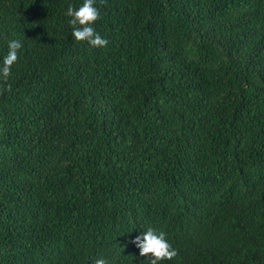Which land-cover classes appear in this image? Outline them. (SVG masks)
Masks as SVG:
<instances>
[{
    "label": "trees",
    "instance_id": "trees-1",
    "mask_svg": "<svg viewBox=\"0 0 264 264\" xmlns=\"http://www.w3.org/2000/svg\"><path fill=\"white\" fill-rule=\"evenodd\" d=\"M0 0V264H264V0Z\"/></svg>",
    "mask_w": 264,
    "mask_h": 264
},
{
    "label": "clouds",
    "instance_id": "clouds-1",
    "mask_svg": "<svg viewBox=\"0 0 264 264\" xmlns=\"http://www.w3.org/2000/svg\"><path fill=\"white\" fill-rule=\"evenodd\" d=\"M101 13L96 6V0H83L76 6L69 4L66 10V16L69 17L68 24L71 26V35L77 41L87 40L94 46H105L108 41L103 38L94 28V22L100 17ZM21 39L13 38L7 42L8 51L3 56L0 64V78L7 80L12 71V65L19 58V50L23 48ZM133 243L139 248V255L146 256L151 253V264H158L163 259H172L177 255V250L172 247L166 239V233L148 228L147 231L138 233L133 238ZM94 264H108L104 257L97 258Z\"/></svg>",
    "mask_w": 264,
    "mask_h": 264
}]
</instances>
